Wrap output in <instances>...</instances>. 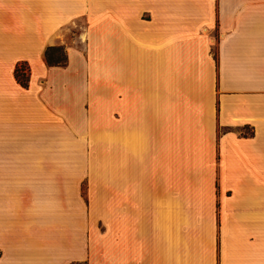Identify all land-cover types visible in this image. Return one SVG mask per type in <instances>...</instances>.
Listing matches in <instances>:
<instances>
[{"label": "crops", "instance_id": "crops-1", "mask_svg": "<svg viewBox=\"0 0 264 264\" xmlns=\"http://www.w3.org/2000/svg\"><path fill=\"white\" fill-rule=\"evenodd\" d=\"M72 262L264 264V0H0V264Z\"/></svg>", "mask_w": 264, "mask_h": 264}, {"label": "rangeland", "instance_id": "rangeland-1", "mask_svg": "<svg viewBox=\"0 0 264 264\" xmlns=\"http://www.w3.org/2000/svg\"><path fill=\"white\" fill-rule=\"evenodd\" d=\"M79 25H83V20H79ZM77 35H78V29L77 28H74L73 30H72V32L70 33V35H69V40L70 41H73V40H75L76 38H77ZM55 47H57L56 49H54L51 53H50V55L52 56V58L54 59V60H58V59H61V60H63L67 55H66V51H65V47L64 46H61V45H58V46H55ZM22 66V65H21ZM21 66H20V68H21ZM23 67V66H22ZM26 67V66H25ZM26 69L27 68H25V70H23V73L25 74V76L23 75V74H21L20 75V77H21V80H23V79H28L29 78V76L27 75V71H26ZM241 130L244 132V133H247V132H250L251 131V129H250V127H243V128H241ZM104 149H106V150H110L111 149V146H110V144H109V142L108 141H106L105 142V145H104Z\"/></svg>", "mask_w": 264, "mask_h": 264}, {"label": "trees", "instance_id": "trees-1", "mask_svg": "<svg viewBox=\"0 0 264 264\" xmlns=\"http://www.w3.org/2000/svg\"><path fill=\"white\" fill-rule=\"evenodd\" d=\"M57 47H50V48H48V50H47V52H46V59H47V62H48V64L49 65H51V66H65L66 64H67V56L63 59V60H61V59H58V60H54L53 58H52V56L50 55V53L54 50V49H56ZM21 74H23L24 76H25V74L23 73V70L20 68V67H18L17 69H16V72H15V76H16V79L18 80V82L21 84V85H23V86H28V83H29V78L27 79H23V80H21V77H20V75ZM254 133V131H250V132H247V133H244V132H242V134H244V135H252ZM70 264H88L87 262H72V263H70Z\"/></svg>", "mask_w": 264, "mask_h": 264}]
</instances>
